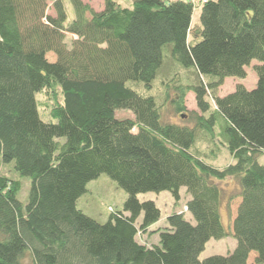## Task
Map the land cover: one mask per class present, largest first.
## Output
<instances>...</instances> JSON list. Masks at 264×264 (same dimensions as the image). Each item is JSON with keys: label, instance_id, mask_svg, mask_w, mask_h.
Wrapping results in <instances>:
<instances>
[{"label": "trees", "instance_id": "1", "mask_svg": "<svg viewBox=\"0 0 264 264\" xmlns=\"http://www.w3.org/2000/svg\"><path fill=\"white\" fill-rule=\"evenodd\" d=\"M68 1L71 20L66 0H0V163L31 181L22 202L0 173V264H264V0H201L199 23L192 0ZM253 61L255 87L220 96ZM224 147L232 163L207 162ZM102 174L127 194L106 222L79 206ZM182 187L187 210L154 229L160 209L138 195ZM229 236L233 251L201 259Z\"/></svg>", "mask_w": 264, "mask_h": 264}, {"label": "rangeland", "instance_id": "2", "mask_svg": "<svg viewBox=\"0 0 264 264\" xmlns=\"http://www.w3.org/2000/svg\"><path fill=\"white\" fill-rule=\"evenodd\" d=\"M67 1V8L69 10V18H72V8L70 1ZM85 3H89L95 10H101L103 8L104 2L103 0H83ZM195 6L194 14H193V22L199 23L200 21V6L201 0H192ZM119 3L124 7H133L132 0H119ZM53 12L50 8V13ZM256 64L253 61L248 67H246L247 76L244 79L241 78H233L228 77L224 80L223 85L218 89V93L220 96L227 95L231 93L237 84H243L247 88H253L257 82V76L254 71V65ZM157 87L159 86V82H157ZM156 92V91H154ZM38 100L41 102H49L48 96L43 92L37 95ZM185 105L188 111H192L196 109L195 96L192 92H188L185 96ZM44 112V116L46 117L45 110L41 109ZM116 116L119 118L131 117L132 112L127 110H118L116 112ZM48 118V115L47 117ZM169 118L174 121L184 120V118L179 117L178 115H173L171 113ZM201 149L206 150L205 145H200ZM213 159H207V162L217 167H225L226 165L233 162V158L230 156L227 149L224 147L219 151V154L215 157H211ZM262 161L264 162V157H262ZM0 173L14 179L22 181V188L19 193V199L22 202H27L28 194L30 190V179L27 177H20L19 174L15 171L14 167L10 164L6 165L0 163ZM220 185L226 189L228 195L233 192H237V183L233 179H228L226 182H220ZM88 192L84 194L79 200V206L83 209V211L89 216L100 222H106L110 216L109 208L121 209L124 205L125 199L127 198L126 192L118 187L116 182H114L108 175L102 174L99 178L92 180L88 184ZM180 200L176 201V199L172 196V194L168 191H163L160 193L148 192L144 194H139L138 198L141 201L145 200H153L157 207L160 209V220L153 226V228L165 227L167 225L166 219L169 215L174 212L186 211L185 205L187 201L191 198L190 194L187 192L185 187L180 189ZM229 202V203H228ZM239 199L236 198L231 202L224 200L222 207V219L226 228L231 229L232 220L235 215L236 207L238 205ZM229 204V206H228ZM185 218L194 222L191 215L188 212H185ZM138 239L142 242L147 243H157L159 241V235L155 234L150 237L148 235H141ZM236 239L232 236L216 240L211 239L205 247V250L201 254V259L206 258L211 255H226L228 252H231L236 247Z\"/></svg>", "mask_w": 264, "mask_h": 264}, {"label": "built area", "instance_id": "3", "mask_svg": "<svg viewBox=\"0 0 264 264\" xmlns=\"http://www.w3.org/2000/svg\"><path fill=\"white\" fill-rule=\"evenodd\" d=\"M185 210H187V207H185Z\"/></svg>", "mask_w": 264, "mask_h": 264}]
</instances>
